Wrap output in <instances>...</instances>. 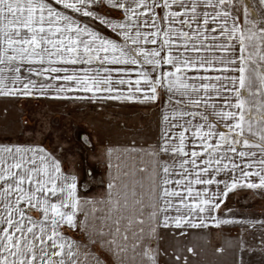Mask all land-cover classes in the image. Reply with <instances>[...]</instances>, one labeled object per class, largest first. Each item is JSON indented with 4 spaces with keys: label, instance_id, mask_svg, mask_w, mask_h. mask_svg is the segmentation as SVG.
I'll return each instance as SVG.
<instances>
[{
    "label": "snow or ice",
    "instance_id": "snow-or-ice-1",
    "mask_svg": "<svg viewBox=\"0 0 264 264\" xmlns=\"http://www.w3.org/2000/svg\"><path fill=\"white\" fill-rule=\"evenodd\" d=\"M160 90L168 99L151 171L134 170L131 186L129 172H109L99 225L86 211L78 218L96 202L77 194L54 153L0 144V264H101L82 252L97 242L114 264H155L145 239L161 220L220 224L230 190L264 189V0H0V95L155 101Z\"/></svg>",
    "mask_w": 264,
    "mask_h": 264
},
{
    "label": "crops",
    "instance_id": "crops-1",
    "mask_svg": "<svg viewBox=\"0 0 264 264\" xmlns=\"http://www.w3.org/2000/svg\"><path fill=\"white\" fill-rule=\"evenodd\" d=\"M119 15V13H114L113 18ZM209 27H211V25H209ZM103 31L109 36H115L110 29L103 28ZM145 47L151 49L153 45L148 44L145 45ZM216 54L219 55V53ZM79 67L83 69L84 65H80ZM92 67H95V65H92ZM113 75L116 74L113 73ZM130 75L135 77L136 73L133 72ZM113 83L116 84L115 81H113ZM132 83L134 85V79ZM116 86L120 87L125 92L128 87L127 85L121 86L118 84ZM91 95V93H76L70 95L68 98H56L51 95H0V110L6 115L2 119V124L6 125L10 121L12 127H15L14 130H8L6 133L0 131V136L7 138L6 141H0V144H38L14 140V138L21 135L23 136L24 134V128L21 127L20 119L24 113L25 107H27L29 103H34V105L37 103L74 105L95 104L97 106L108 105L111 107L129 103L145 104L147 122L145 123V126H139L136 129L134 128L135 124L132 125L131 123L130 127H128V124L122 122V120H118L119 118L117 115L120 114V111L122 112V108L115 113H108L110 115L109 118H103L102 114L101 117L91 115L89 118L86 117V120H83L84 124L86 123L85 125L94 137L91 142V145L93 146L92 157H94L93 159H96L95 163L100 165L103 185L98 196L82 195L78 191L79 187L77 188V194L82 199L88 198L96 202L95 204L86 205L83 211L77 213V216L80 220H84V212L86 211L88 213V223H93L95 218L96 224L99 225L100 218L106 215L109 172H111L113 176L118 175L120 172H129V177L124 179H127L130 184L131 173L134 170L136 171L137 178H140L141 176L146 177L151 171L152 158L148 153L151 148L155 147L160 142L161 117L168 96L160 90V94H158L157 100L155 101H127L99 98L92 100L89 98H75V96L90 97ZM101 95L106 96L109 94L97 93L98 97ZM139 95H142V93ZM192 110L194 109H189V111ZM98 113L101 114L107 112L100 111ZM111 114H113V117L115 118H111ZM169 118L171 119V115ZM220 128L222 129V124H220ZM188 147L189 149L192 147L190 142H188ZM108 148L113 149L111 157H109L107 153ZM133 149H135V151H132ZM158 155L161 159H169V156H166L163 153ZM55 156L61 161L63 172L66 174L74 173L77 176V185L79 186L80 180L83 179L84 171L79 170V168L73 166V164L65 166L60 157L57 154H55ZM110 162L113 165L111 169L109 168ZM169 162L171 161L169 160ZM141 168L146 169L147 171L140 172L139 170ZM143 183L145 184V190H147L148 181L144 180ZM194 187L198 188L200 186L195 185ZM212 187L215 188V185ZM137 191L139 192V186H137ZM250 200L253 202L249 203ZM100 201H104V203L101 204L99 203ZM246 202H248V204H246ZM94 208L95 211L93 210ZM150 211L151 209L148 208L147 212ZM147 212L145 213L146 222L143 225L145 229L149 227L147 222ZM171 215L175 216V211H172ZM216 215L222 221L220 224L205 222V224L201 225L195 220L193 221V225L195 226L190 225L187 222L180 226H176L175 224L164 226L162 220L157 223L155 226V233L145 239V243L149 245L155 254V264H249V261L247 263L246 260L248 249L251 250V253H254L255 257L258 256L259 258H264L263 251H252V246L247 239L248 236L246 234V231L257 229L264 230V227L259 223V221L264 220V189H249L238 185L236 189L228 192L227 196L224 198V203L217 209ZM240 221H256V223L249 224ZM64 232L71 239L77 240L81 243H84L87 239L85 234L79 228L68 229L65 226ZM217 232L221 233L218 234ZM189 249H191V251H189ZM82 252H91L93 256H98L101 264H114L112 255L106 248H101L98 242L90 244L87 248L82 249ZM83 258V256L80 257V259ZM259 264H261V262H259Z\"/></svg>",
    "mask_w": 264,
    "mask_h": 264
},
{
    "label": "rangeland",
    "instance_id": "rangeland-1",
    "mask_svg": "<svg viewBox=\"0 0 264 264\" xmlns=\"http://www.w3.org/2000/svg\"><path fill=\"white\" fill-rule=\"evenodd\" d=\"M122 108L118 116V120L128 124L131 123L136 129L139 126H145L147 122L146 117V105L145 104H124L114 107L103 105L97 106L95 104H41L37 103L28 104L25 107L24 113L21 116V127L24 128L23 136L14 138L17 141H27L38 143L44 148L57 154L64 165L77 166L79 170L84 171L83 179L80 180L78 191L82 195L86 196H98L102 190V178L100 165L95 163L96 159L92 157V145L91 142L94 138L84 124L83 120L86 117L95 115L96 117L101 115L103 118H109L108 113H115ZM106 111L107 113L98 112ZM113 111V112H112ZM108 114V115H106ZM2 110H0V131L14 130L11 122L6 125L2 124L4 118ZM111 118L113 114H111ZM125 116V117H124ZM139 124V125H138ZM6 127V128H5ZM22 133V131H21ZM83 137H87L88 143H84ZM7 138L0 136V141H6ZM10 141V140H9ZM91 170V175L88 174V170ZM253 201L250 200L249 203ZM248 204V202H246ZM218 234L221 232H217ZM248 240L252 246V251H263L264 253V230L257 229L246 231ZM250 251V252H249ZM247 263L249 264H264V258L255 257L254 253L248 249Z\"/></svg>",
    "mask_w": 264,
    "mask_h": 264
}]
</instances>
